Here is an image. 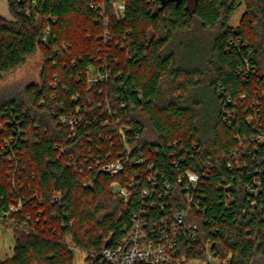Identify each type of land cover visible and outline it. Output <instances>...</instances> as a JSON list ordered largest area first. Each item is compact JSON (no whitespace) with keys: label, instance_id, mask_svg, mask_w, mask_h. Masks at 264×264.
I'll return each mask as SVG.
<instances>
[{"label":"trees","instance_id":"obj_1","mask_svg":"<svg viewBox=\"0 0 264 264\" xmlns=\"http://www.w3.org/2000/svg\"><path fill=\"white\" fill-rule=\"evenodd\" d=\"M5 1L0 138L14 135L29 218L0 264H72L74 249L86 264H106L102 249L125 240L134 214L146 211L153 225L186 205L176 180L186 168L200 175L190 190L197 236L180 245L194 255L209 240L228 264L264 262V141L252 140L264 132V0H123L121 11L111 0ZM36 51L39 82L5 86ZM88 66L107 80L89 86ZM76 107L72 135L57 117ZM115 158L119 174L101 170ZM8 177L0 157V205L15 189ZM130 179L125 200L111 182Z\"/></svg>","mask_w":264,"mask_h":264},{"label":"built area","instance_id":"obj_2","mask_svg":"<svg viewBox=\"0 0 264 264\" xmlns=\"http://www.w3.org/2000/svg\"><path fill=\"white\" fill-rule=\"evenodd\" d=\"M116 9L121 11L124 8L123 0H111ZM49 30L44 31L42 40L46 41ZM65 46L62 45V48ZM85 79L89 86L103 84L108 78V72L102 71L94 66H88L85 70ZM77 98V96H73ZM107 114H110L111 108L109 105L105 106ZM80 109L75 108V112L69 111L61 113L57 117L58 124L68 128L71 134L74 135L76 125L80 121L78 113ZM119 122V119L115 121ZM123 127V125H122ZM119 128L122 143L126 149L127 142L124 139L126 134L124 130L128 127ZM14 136V135H13ZM12 135H4L0 138V152L1 159L8 163V183L15 189L8 192L7 204L0 205V235L3 231L10 230L11 233L15 230L26 229L29 214L23 213V206L25 204L24 196L22 194L21 184H18L14 178L17 166V153L13 149L14 137ZM252 140L257 142L264 141V132L259 131L252 136ZM128 155V150H126ZM133 164L144 163V159L139 157L132 161ZM101 170L110 175H117L123 170V162L121 158H115L111 161L104 162L100 165ZM149 170L152 169L150 164L147 165ZM148 181L154 182V174L146 176ZM178 183L183 182L185 190L186 205L178 210L171 212L169 218L163 217L159 221L151 225L147 220L146 211L142 210L141 215L134 214L132 218V225L130 226L128 235L125 240L114 247H105L101 251L102 259L106 264H228V259L222 257L215 249H213L210 241H206L201 251H195L194 255H189V249L180 245V240L184 237L194 240L197 236V222L193 218V213L190 210L193 196L190 193L191 189H195L200 182V175L191 168H186L176 176ZM127 185L121 184L114 180L111 182L112 189L117 192L123 199H128L130 196V189L135 187L133 179L126 182ZM252 187L246 188L249 192L256 196L260 191V181L255 180ZM166 189H170L168 184H164ZM147 189L143 193L148 195ZM230 198V193H228ZM253 204V201L251 202ZM163 206V205H161Z\"/></svg>","mask_w":264,"mask_h":264},{"label":"rangeland","instance_id":"obj_3","mask_svg":"<svg viewBox=\"0 0 264 264\" xmlns=\"http://www.w3.org/2000/svg\"><path fill=\"white\" fill-rule=\"evenodd\" d=\"M243 12V6H240L232 16L230 23L235 26ZM42 56L36 51L29 56L23 65L19 66L14 71L6 74L3 78V84L8 87L16 85H25L27 83H38L39 74L42 67ZM14 239L10 230L3 231L0 235V257H9L13 253ZM72 264H86L84 261V253L78 249L73 250ZM254 264H264L263 261L255 262Z\"/></svg>","mask_w":264,"mask_h":264},{"label":"crops","instance_id":"obj_4","mask_svg":"<svg viewBox=\"0 0 264 264\" xmlns=\"http://www.w3.org/2000/svg\"><path fill=\"white\" fill-rule=\"evenodd\" d=\"M0 15L6 19H10L7 3L5 0H0Z\"/></svg>","mask_w":264,"mask_h":264}]
</instances>
